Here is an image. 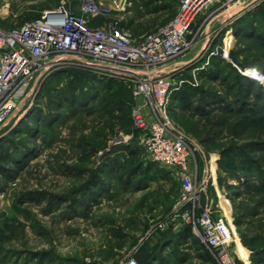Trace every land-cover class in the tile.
<instances>
[{
	"label": "rangeland",
	"instance_id": "374dc122",
	"mask_svg": "<svg viewBox=\"0 0 264 264\" xmlns=\"http://www.w3.org/2000/svg\"><path fill=\"white\" fill-rule=\"evenodd\" d=\"M82 1L0 0V27H18L61 2L75 10ZM94 1L107 12L102 23H117L135 36L168 23L180 3ZM254 14L262 31L264 0H241L208 26L219 29L220 43L230 35L225 40L230 60L223 58L228 65H220L219 76L199 77L207 68L197 61L200 46L175 64L195 76L194 86L201 89L200 99L197 95L192 100L197 105L210 92L232 101L228 84L233 83L238 96L246 92V100L260 105L264 115V47L255 38L235 36L231 27ZM249 69L263 78L246 77L257 78ZM82 72L51 73L0 129V153H5V161L0 160V264H124L130 257L140 264H217L192 236L183 237L173 227H154L172 212L180 185L173 171L150 162L139 145L132 114L142 100L125 92L123 106L110 110L102 103V82L80 77ZM79 101H87L88 107L80 109ZM169 105L168 117L187 138L198 180L208 181L202 201L221 211L231 227L235 264H256L264 258V193L244 192V174L238 171L239 179L231 178L224 169L229 164L221 166L220 161L228 147L263 139L264 129H246L239 115L202 116L195 108ZM229 185L238 194H231ZM28 193L44 198L29 201L24 198ZM235 216L241 217L240 225L234 224Z\"/></svg>",
	"mask_w": 264,
	"mask_h": 264
},
{
	"label": "built area",
	"instance_id": "2783aa9c",
	"mask_svg": "<svg viewBox=\"0 0 264 264\" xmlns=\"http://www.w3.org/2000/svg\"><path fill=\"white\" fill-rule=\"evenodd\" d=\"M239 1L180 0L168 23L139 36L117 23H102L107 12L94 0H83L75 10L61 2L18 27H0V129L54 71L76 69L123 83L142 100L132 114L139 145L150 162L173 171L180 185L172 212L157 221L155 229L189 228L217 264H235L231 227L221 211L202 201L208 181L198 180L187 138L174 128L168 106L171 93L182 83H196L194 75L184 79L183 69L175 65L191 50L200 46V68L214 55L230 60L225 38L218 43L219 29L208 26ZM249 70L257 73L255 81L263 78ZM176 74L182 77L176 80ZM246 77L254 80L250 74ZM124 264L140 263L130 257Z\"/></svg>",
	"mask_w": 264,
	"mask_h": 264
},
{
	"label": "trees",
	"instance_id": "16d2710c",
	"mask_svg": "<svg viewBox=\"0 0 264 264\" xmlns=\"http://www.w3.org/2000/svg\"><path fill=\"white\" fill-rule=\"evenodd\" d=\"M37 18V17H36ZM254 20L258 21L257 14L255 15H246L245 17H241L238 21L233 22L231 27L233 28V34L239 37L240 35H246L247 38H255L256 41L264 47V28L262 31L259 30L258 25H255ZM259 30V31H258ZM228 35L225 40L229 37ZM220 39L218 40V43ZM233 53L232 57L233 58ZM221 64H226L225 60L220 55L211 56L209 62L207 64V68L202 70L199 74V77L204 76V78H214L221 73ZM228 65V64H226ZM72 72L76 77L75 71ZM80 77L85 78H94L97 82L101 81L103 84V95H102V103L104 106L113 109L114 107H122L124 101L125 92H131L126 85L123 83L116 81L114 79H99L94 74L89 72H82L79 73ZM242 75V74H241ZM183 78L187 80L192 79L191 74L189 71H184ZM242 78L240 76H237ZM224 79V77H223ZM244 79V78H242ZM249 82V81H248ZM100 83V82H99ZM253 83V82H249ZM264 85V83H262ZM254 85V83H253ZM256 85V84H255ZM259 88L258 96L262 93V89ZM228 89L235 95L234 99L231 101L228 99L227 95H222L216 92L204 93L203 100L200 102V105H197L196 102L192 101L195 96H200L199 92L201 89L198 86H194L189 84L188 82H184L180 85L177 90H174L171 93L169 104H181V108H195L202 116H209L211 114H226L227 117L231 116H238L241 117V125L246 129H257L262 128L264 129V115L260 114V105L255 107V104H250L249 101L245 98V92L242 96H238L237 88L232 84H228ZM261 90V91H260ZM122 93V94H121ZM263 96V95H262ZM84 98V97H83ZM83 98H80L82 100ZM92 98V97H91ZM90 98V99H91ZM230 98V97H229ZM89 99V100H90ZM80 109H86L88 107L87 101H79ZM264 103V100H263ZM264 105V104H263ZM170 106V105H169ZM168 106V107H169ZM258 107V108H257ZM260 115H259V114ZM258 114V119H257ZM264 133H262L263 135ZM264 136V135H263ZM5 153H0V160L5 161ZM221 156L226 157L220 161L221 166L222 164H229L225 169L226 172L229 173L231 178L239 179L238 178V171L244 174L243 182L241 183L240 187L243 188L244 192L247 193H264V137L263 139L258 140H249L242 145H234L228 147L226 151H224ZM232 156V157H231ZM227 163H226V161ZM234 166V168H231ZM251 166V167H250ZM237 167V169H236ZM243 170V171H242ZM245 171V173H244ZM231 194H238L233 190V187L229 185L227 187ZM29 201L33 202H40L44 197H42V193H28L27 197H24ZM234 224L240 225L241 224V217L235 216ZM189 229V228H188ZM253 254V252H252ZM154 257H151V259ZM150 259V260H151ZM150 260L145 261L144 263H148ZM255 260V259H254ZM258 259L255 260L256 264H264V258L257 262Z\"/></svg>",
	"mask_w": 264,
	"mask_h": 264
},
{
	"label": "crops",
	"instance_id": "0c3cea01",
	"mask_svg": "<svg viewBox=\"0 0 264 264\" xmlns=\"http://www.w3.org/2000/svg\"><path fill=\"white\" fill-rule=\"evenodd\" d=\"M179 231H180L179 234H180L181 236H183V237H187V238H188V237H191V236H192L193 238H195V237L191 234V232H190V230H189L188 228H183V230H180V229H179ZM179 231H178V232H179ZM195 239L198 241L197 238H195ZM162 241H163V240H162ZM198 242H199V241H198Z\"/></svg>",
	"mask_w": 264,
	"mask_h": 264
},
{
	"label": "bare ground",
	"instance_id": "6f19581e",
	"mask_svg": "<svg viewBox=\"0 0 264 264\" xmlns=\"http://www.w3.org/2000/svg\"><path fill=\"white\" fill-rule=\"evenodd\" d=\"M252 77H253V79H257V78H255L253 75H252Z\"/></svg>",
	"mask_w": 264,
	"mask_h": 264
}]
</instances>
